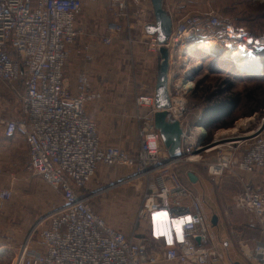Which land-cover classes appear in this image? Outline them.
<instances>
[{
	"label": "built area",
	"instance_id": "1",
	"mask_svg": "<svg viewBox=\"0 0 264 264\" xmlns=\"http://www.w3.org/2000/svg\"><path fill=\"white\" fill-rule=\"evenodd\" d=\"M81 5V0H0V83L18 98L21 114L20 119H0V124L6 137L19 135L26 139L28 170L57 188L63 198V205L40 222L49 221V227L40 231L46 252L33 251L27 241L19 248L13 264L154 262L144 243L114 229L94 212L82 194L100 165L125 166L133 169L137 178L158 175L159 191L145 195L138 216L143 219L160 213L170 220L183 218L177 225L182 241L164 251V262L210 264L222 257L209 244V227L199 198L173 167L207 162L205 157L209 154H217L214 162L206 163L209 175L221 176L227 171L239 178L243 188L234 197L235 205L253 214L264 231V189L240 177L241 172H264V115L256 129L246 134L249 139L215 150L209 147L217 141L205 145V129L192 127L188 118V96L195 88L191 73L202 67L194 59L196 48L203 41H215L220 50H215L214 56L218 52L229 56L242 74L241 60L232 51L245 48L251 56L249 61L244 58L246 64L257 65L264 53V34L254 35L213 10L197 11L172 22L166 44L170 54L168 112L182 128L184 157L170 161L155 127L154 117L158 112L155 89H148L136 98L138 109L145 110L137 116L139 151L130 154L117 147L102 146L98 125L87 112V106L96 100L89 75L77 74L74 91L65 77L72 48L80 34L76 18ZM143 6L144 0H111L108 10L113 20L107 25L103 43L111 45L114 36L126 29L131 31L132 16L144 13ZM149 25L152 24L143 25L144 31ZM151 38L153 50L159 52L156 38ZM245 76L257 77L262 73ZM3 174L0 169V177ZM167 177L171 179L170 185L166 183ZM13 195L10 188L0 189V207ZM245 252L247 264H264V242L255 243Z\"/></svg>",
	"mask_w": 264,
	"mask_h": 264
},
{
	"label": "crops",
	"instance_id": "2",
	"mask_svg": "<svg viewBox=\"0 0 264 264\" xmlns=\"http://www.w3.org/2000/svg\"><path fill=\"white\" fill-rule=\"evenodd\" d=\"M210 1L163 0V9L173 22L197 11L212 10ZM81 2L76 18L80 34L65 69L66 81L74 91L77 74L85 72L89 75L96 100L87 106V112L98 125L102 146L137 153L140 126L137 116L144 114L145 110L138 109L136 98L148 89H155L160 54L153 50L152 38L140 26L141 20L133 23L131 31L126 29L114 36L111 45L104 44L102 39L106 35L107 25L113 20L108 10L111 0ZM212 3L219 6L215 0ZM143 9V19H147L144 24H154L151 0H144ZM250 10V6L242 0H232L233 16L246 14ZM216 11L222 14L220 8ZM221 17L224 18L223 15ZM226 20L235 23L230 18ZM7 110L0 112V119L9 115L20 119V112L18 115L13 112L9 114L10 108ZM28 167L26 139L19 135L8 138L1 127L0 169L7 176L0 180V189L10 188L14 195L0 207V261L7 255L11 259L10 264L27 241L33 251L46 252L40 231L49 227V221L40 222L63 205L60 191L41 177L32 175ZM178 167L174 166L175 173L201 202L209 227V244L215 246L222 256L218 261L222 264H247L246 249L257 242H264V231L253 214L235 205L234 197L243 188L239 178L232 176V179L215 186L203 169L191 164ZM189 173L194 175L196 183L190 181ZM240 177L246 183L264 189V172H241ZM165 180L171 184L170 177ZM158 191V175H151L145 184L136 177L133 169L100 165L82 194L88 198L94 212L114 229L146 245L154 261L150 264H166L162 261V254L182 241L177 225L183 218L170 220L160 213L143 219L138 216L145 195ZM42 225L45 227L40 228Z\"/></svg>",
	"mask_w": 264,
	"mask_h": 264
},
{
	"label": "rangeland",
	"instance_id": "3",
	"mask_svg": "<svg viewBox=\"0 0 264 264\" xmlns=\"http://www.w3.org/2000/svg\"><path fill=\"white\" fill-rule=\"evenodd\" d=\"M212 1L213 0L210 1L212 10L217 13L218 11L216 10L220 8V12L222 13L221 15H223L224 18L228 17L233 20L236 26L246 28L253 34H264V0H242L250 6L251 10L246 14L238 16L232 15V0H215L216 5H219L218 7L214 6ZM219 2L221 4H219ZM134 12H136V10L133 8L132 13ZM137 15L138 16H132L131 23H137L138 20H141L140 26H143V24L147 22V19H143L145 17L144 14L140 13ZM194 59L200 61L202 63V67L196 70V75H194L195 88L193 92L188 96V118L189 123L192 127L193 125L199 126V120H201L205 109L208 108L211 103H217L218 101L223 100V98L225 97L232 98V96L236 94L241 95V101L237 109L227 120L220 122L219 125H215L209 130L205 129L206 136L204 138V144H211L217 141L215 144L226 146V143L228 144L231 142L228 140L229 138L246 136L247 133L255 130L258 122L264 115V109L258 111L254 119L252 116H254L255 114H251V111L255 108H259L260 106H264V72L262 76L257 77L245 76L247 73L246 71H242V74H239L236 65L233 64V60L230 61L231 59L229 58V56L224 57V55L222 54L214 56L209 55L203 51H196L194 52ZM219 90H224L225 94L223 96H216L211 99L210 97L212 96V94L218 92ZM251 92L253 94L255 93V95H253V98L249 97V94ZM8 107L10 108L9 114H12L13 112V114L16 113L18 115V113L20 112V103L18 101V98L14 94H12L9 89H7L0 83V112L2 113V111L4 110H6L7 112ZM10 116L11 115L3 119L11 118ZM246 119L252 120L248 121L245 125H241L242 122H244ZM237 126L238 128H236ZM1 127L2 125L0 124V128ZM235 129H237L236 132H234ZM225 139L227 140L225 141ZM241 141L242 140H239V142ZM215 155L217 156V154L215 153L207 155L205 157L206 161L214 162ZM207 162H199L191 165L203 169L208 180L211 183H214L215 186H219L226 179H232V173H229L227 171L221 176L209 175L206 165ZM182 165L188 164H179V167ZM6 176L7 174L4 173L3 176L0 177V180H3ZM138 179L142 180L145 184L149 181V177H142ZM43 226L45 227V225H42L40 228H44ZM10 260V257L6 255L0 261V264H10ZM165 263L177 264L170 262ZM213 264H222V262L216 261Z\"/></svg>",
	"mask_w": 264,
	"mask_h": 264
},
{
	"label": "water",
	"instance_id": "4",
	"mask_svg": "<svg viewBox=\"0 0 264 264\" xmlns=\"http://www.w3.org/2000/svg\"><path fill=\"white\" fill-rule=\"evenodd\" d=\"M151 3L155 21L154 24L147 26L145 31L148 35L154 36L160 46V65L155 87V104L158 112L155 114L154 122L156 129L160 132L164 146L168 150L170 161H176L184 157V154L181 152L182 128L178 121L171 119L168 112L171 108L169 94L170 54L166 44L170 39L173 23L171 17L163 9V0H151ZM191 75H196V71ZM249 138L250 136H237L228 140L238 141ZM188 177L192 183H196V178L192 173H189Z\"/></svg>",
	"mask_w": 264,
	"mask_h": 264
},
{
	"label": "trees",
	"instance_id": "5",
	"mask_svg": "<svg viewBox=\"0 0 264 264\" xmlns=\"http://www.w3.org/2000/svg\"><path fill=\"white\" fill-rule=\"evenodd\" d=\"M254 35H257V34H254ZM262 60L264 64V53L262 54ZM224 94H225L224 90H219L218 92L213 93L210 98L212 99L213 97H216V96H223ZM253 95H255V93L253 94L251 92L249 94V97L253 98ZM230 98L225 97L223 98V100L218 101L217 103H211L210 106L205 109L201 117V120H199L198 124L203 126L206 130H209L210 128H213L215 125H219L220 122L227 120L237 109L241 101V95L236 94L232 96L231 99ZM262 109H264V106L255 108L254 110L251 111V114H256L258 111Z\"/></svg>",
	"mask_w": 264,
	"mask_h": 264
},
{
	"label": "bare ground",
	"instance_id": "6",
	"mask_svg": "<svg viewBox=\"0 0 264 264\" xmlns=\"http://www.w3.org/2000/svg\"><path fill=\"white\" fill-rule=\"evenodd\" d=\"M218 48H219V46H218V44L215 41H213V40H207V41H203L198 46V48H196V50L197 51H201V52L203 51V52H205V53H207L209 55H210V53H212L214 55V53H216L215 50H220ZM232 52H233V54H234L235 57H237L239 60H241V61H239V63L242 64V66H241L243 68L242 71H246L249 74L256 73V72H259V73H262L263 74V72H264V65H263L262 60H260L257 65H255V64L248 65V64H246V62L251 59V56L248 55V51L245 48H243V47L237 48V49L233 50ZM219 54H221V53L218 52L217 55H219ZM222 55H224V57H227V55H225V54H222ZM244 58H249V59L247 61H244ZM251 120L252 119H248V120L246 119L244 122H242L241 125H245L248 121H251ZM236 128H238V126ZM236 131H237V129H235L234 132H236ZM233 142H235V143H228V144H226V146L240 143L239 141H233ZM214 144H212L209 147L211 150H215V149H218V148H221V147L225 146V145H220V144H215V145Z\"/></svg>",
	"mask_w": 264,
	"mask_h": 264
}]
</instances>
